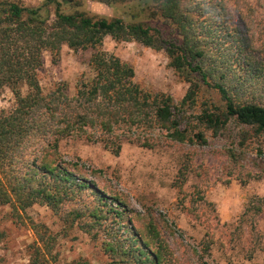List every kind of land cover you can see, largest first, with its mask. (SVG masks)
Wrapping results in <instances>:
<instances>
[{"label":"trees","instance_id":"trees-1","mask_svg":"<svg viewBox=\"0 0 264 264\" xmlns=\"http://www.w3.org/2000/svg\"><path fill=\"white\" fill-rule=\"evenodd\" d=\"M98 1L109 7L151 2L147 16L160 17L170 31L136 19L135 13L126 20L82 10L66 12L63 0H44L37 6L0 0V88L9 87L15 98L12 109L0 110V205L9 204L16 211L41 203L58 211L62 203L90 192L95 203L87 211L71 210V221L88 234L94 229L104 234L101 247L106 264H168V243L148 214L135 213L127 223L120 222L128 210L123 201L116 195L106 197L77 173L76 164L60 161L59 142L85 138L118 154L122 140L133 139V134L137 142L150 147L148 134L154 131H163L165 138L174 141L204 143L206 131L216 135L230 120L263 132L264 104L234 98L222 81L225 73L216 76L205 64L212 58L208 40L219 29L228 30V18L242 9L238 0H230L229 12L224 0ZM106 36L115 42L133 40L163 49L174 73L189 83L181 100L177 103L164 91L143 88L135 81L132 64L103 49ZM64 44L74 51H91L86 59L91 76L79 78L73 94L65 81L44 90L38 78L42 54L48 52L56 63ZM201 85L214 88L221 103L202 100L193 124L187 121L188 127H181V112L197 105ZM181 182L176 183L180 192ZM111 220L116 225H110ZM160 222L165 226L163 219ZM32 230L31 263L54 264L51 231L41 223H32ZM3 236L0 230V241ZM0 264H4L2 257ZM65 264L91 263L77 257Z\"/></svg>","mask_w":264,"mask_h":264},{"label":"rangeland","instance_id":"rangeland-1","mask_svg":"<svg viewBox=\"0 0 264 264\" xmlns=\"http://www.w3.org/2000/svg\"><path fill=\"white\" fill-rule=\"evenodd\" d=\"M15 1L37 6L44 0ZM63 1L66 12L82 10L126 20L135 13L136 19L153 21L170 31L160 17L147 16L151 2L130 1L109 7L98 0ZM224 1L229 12L231 1ZM238 1L242 11L228 18V30L219 29L208 40L212 58H207L205 64L216 76L225 73L222 81L234 98L264 104V0ZM103 49L132 64L135 81L143 88L164 91L177 103L188 89L189 83L174 73L163 49L133 40L115 42L110 36L104 38ZM90 53L74 51L64 44L55 63L44 52L38 71L42 88L49 90L54 82L65 81L73 94L79 78L91 76L86 63ZM21 87L25 93L26 87ZM202 100L221 103L214 88L201 85L197 105L181 112V127L193 124ZM14 105L11 89L2 86L0 110H10ZM162 132L148 134L150 147L137 142L133 134V139L122 140L118 154L100 142L65 138L59 142L60 161L76 164L77 173L96 184L106 197L116 195L123 201L128 209L120 220L123 224L132 214H148L147 218L166 238L168 264H264V131L257 133L252 127L230 120L216 135L206 131L204 143L174 141ZM181 180L180 192L176 183ZM94 203L92 194L84 191L62 203L58 211L41 203L16 211L9 204L0 205L3 263L32 264V223H41L55 238L54 264H65L77 257H84L91 264H106L107 256L101 247L104 234L95 229L88 234L77 221H71V210L87 211ZM109 224L116 225L113 220Z\"/></svg>","mask_w":264,"mask_h":264}]
</instances>
